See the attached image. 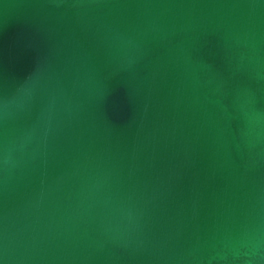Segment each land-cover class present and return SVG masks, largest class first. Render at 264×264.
I'll return each instance as SVG.
<instances>
[{"label": "water", "instance_id": "water-1", "mask_svg": "<svg viewBox=\"0 0 264 264\" xmlns=\"http://www.w3.org/2000/svg\"><path fill=\"white\" fill-rule=\"evenodd\" d=\"M0 264H264V0H0Z\"/></svg>", "mask_w": 264, "mask_h": 264}]
</instances>
